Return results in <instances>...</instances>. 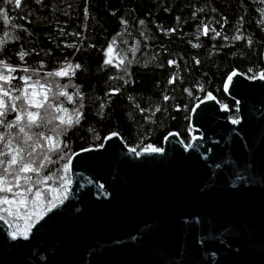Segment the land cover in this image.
Returning a JSON list of instances; mask_svg holds the SVG:
<instances>
[{"label":"water","instance_id":"1","mask_svg":"<svg viewBox=\"0 0 264 264\" xmlns=\"http://www.w3.org/2000/svg\"><path fill=\"white\" fill-rule=\"evenodd\" d=\"M236 73L239 123L212 95L188 145L171 132L137 155L116 133L75 153L67 198L28 239L0 221V264H264V80Z\"/></svg>","mask_w":264,"mask_h":264},{"label":"trees","instance_id":"2","mask_svg":"<svg viewBox=\"0 0 264 264\" xmlns=\"http://www.w3.org/2000/svg\"><path fill=\"white\" fill-rule=\"evenodd\" d=\"M0 7L16 25L0 20V39L6 41L0 59L17 69L12 84L23 86L19 78L32 75L22 71L27 67L39 70L34 80L67 85L72 101L60 96L56 103L73 120L82 97L80 123L61 137L65 158L53 154L56 162L45 172L55 173L56 183L39 186L47 198L61 176L71 180L70 171H62L71 157L102 146L110 134L118 133L137 152L148 145L163 148L171 132L188 145L191 134L198 135L190 127L192 110L208 93L227 105L232 120L239 119L236 102L224 92L228 76L264 71L262 0H22L20 8L0 0ZM21 51L28 53L23 61ZM68 64L80 65L75 75L47 77ZM14 221L7 217L8 224Z\"/></svg>","mask_w":264,"mask_h":264},{"label":"snow or ice","instance_id":"3","mask_svg":"<svg viewBox=\"0 0 264 264\" xmlns=\"http://www.w3.org/2000/svg\"><path fill=\"white\" fill-rule=\"evenodd\" d=\"M5 2L13 4L15 8H20L22 4V0H5ZM261 11L264 12V9ZM0 20H3L5 24H12L8 11L3 7H0ZM261 23H264V20ZM12 26L16 27L14 24ZM212 31L215 32V29ZM207 32L208 26L205 25L204 33L207 34ZM216 35L218 36L220 33L217 32ZM4 36L7 37L8 33L5 32ZM242 38L239 35L234 37L237 40ZM248 42L251 44V40ZM5 43L4 39H0V51ZM194 46L199 47L198 44ZM112 51L113 49L109 47L108 52ZM135 51L136 49L133 48L132 52L135 53ZM18 55L19 59L23 61L28 53L21 51ZM110 62V59L105 61V63ZM120 63L123 64L124 59ZM169 63L171 64L173 61H169ZM79 68V64L75 66L68 64L58 71L48 72L47 77L75 75L74 69ZM16 71L17 69L6 60L0 59V221H6L7 217L24 219V230L19 232V235L23 239H28L31 228L48 212L59 206L58 200L62 204L63 200L67 198L66 195H59L61 191L67 193L69 190L67 185L71 184V180L66 175L60 177L59 188H50V198L43 195L44 188L39 186L46 185L48 181L56 183V174H45V172L49 165L56 162L53 159V154H60L59 159L61 160L65 158L66 154H61V145L63 147H67V145L64 144L61 137L72 127L73 123L77 125L80 123L82 116L80 109L83 104L81 97L79 108L71 114L74 120L65 119L64 114L68 110L63 107L62 103L58 104L56 101L60 96H65L68 101H72V96L64 91L67 85L61 86L54 80H45L41 83L40 79H33V76L39 75V70L25 67L22 71L25 73L31 71L32 75L19 78L23 81L22 87L14 86L12 81L16 77L12 73ZM237 75L238 73L233 72L228 76L225 91L232 84L233 77ZM249 78L264 80V71L260 72L258 76ZM171 82L173 81L170 80ZM75 95H79L78 88ZM164 98L168 99L167 96ZM208 98L214 99L211 93H208ZM224 107L227 108V105ZM9 113H15L11 120L8 119ZM232 123L237 124L239 120L233 119ZM112 135L117 134L113 133ZM110 138L108 137V139ZM130 151L141 155L144 152L161 153L163 148L148 145L142 152H137L136 148H132ZM68 170L69 165L65 164L62 171L67 173ZM4 213H7V216ZM11 235L13 239L17 238V232H13Z\"/></svg>","mask_w":264,"mask_h":264},{"label":"rangeland","instance_id":"4","mask_svg":"<svg viewBox=\"0 0 264 264\" xmlns=\"http://www.w3.org/2000/svg\"><path fill=\"white\" fill-rule=\"evenodd\" d=\"M37 90L39 91V89H37ZM64 115H65V119H69V118H70V116L68 115V113H66V114H64ZM191 136H192V138H193V137L196 136V135L191 134ZM59 195H60V196H65L66 193H64L63 191H61V192L59 193ZM57 203H59V200L57 201ZM21 212H22V209H21ZM14 220H15V221H14L13 223L9 224L10 231H11V233H13V232H17V236H20V235H18V233L24 230V224H25V221H24V219H17V218H15V217H14Z\"/></svg>","mask_w":264,"mask_h":264},{"label":"built area","instance_id":"5","mask_svg":"<svg viewBox=\"0 0 264 264\" xmlns=\"http://www.w3.org/2000/svg\"><path fill=\"white\" fill-rule=\"evenodd\" d=\"M227 109V108H226Z\"/></svg>","mask_w":264,"mask_h":264}]
</instances>
